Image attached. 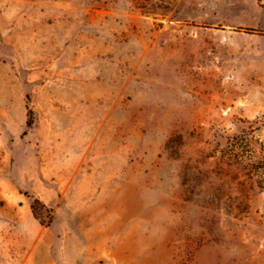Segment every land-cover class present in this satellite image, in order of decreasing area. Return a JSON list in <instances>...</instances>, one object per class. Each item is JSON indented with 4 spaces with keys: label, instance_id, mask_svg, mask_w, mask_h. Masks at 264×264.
Segmentation results:
<instances>
[{
    "label": "rangeland",
    "instance_id": "1",
    "mask_svg": "<svg viewBox=\"0 0 264 264\" xmlns=\"http://www.w3.org/2000/svg\"><path fill=\"white\" fill-rule=\"evenodd\" d=\"M0 264H264V0H0Z\"/></svg>",
    "mask_w": 264,
    "mask_h": 264
},
{
    "label": "trees",
    "instance_id": "2",
    "mask_svg": "<svg viewBox=\"0 0 264 264\" xmlns=\"http://www.w3.org/2000/svg\"><path fill=\"white\" fill-rule=\"evenodd\" d=\"M32 114L31 111L28 112L29 115V119L27 121V126L31 127L32 125V121L30 119V115ZM32 214L34 216V218L39 221L40 224H44L45 223V219L43 217V215L45 213H50L51 211L40 201V200H34L31 205H30Z\"/></svg>",
    "mask_w": 264,
    "mask_h": 264
}]
</instances>
